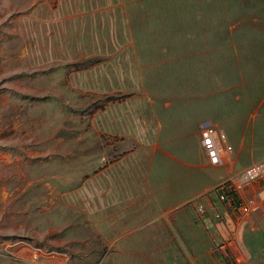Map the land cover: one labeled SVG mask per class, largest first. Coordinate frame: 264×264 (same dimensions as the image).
<instances>
[{
  "label": "rangeland",
  "instance_id": "obj_1",
  "mask_svg": "<svg viewBox=\"0 0 264 264\" xmlns=\"http://www.w3.org/2000/svg\"><path fill=\"white\" fill-rule=\"evenodd\" d=\"M201 120L222 170L190 169ZM254 164L264 0H0V264H264Z\"/></svg>",
  "mask_w": 264,
  "mask_h": 264
},
{
  "label": "built area",
  "instance_id": "obj_2",
  "mask_svg": "<svg viewBox=\"0 0 264 264\" xmlns=\"http://www.w3.org/2000/svg\"><path fill=\"white\" fill-rule=\"evenodd\" d=\"M200 141L202 149L208 162L211 165H223L225 156L228 153L227 135L222 129H218L207 122L200 124ZM264 171V167L254 164L243 172L242 182L256 180ZM232 188L230 182L224 181L220 183L218 188L219 200L222 202H230L233 205V198H230L227 192ZM233 189V188H232ZM244 211H248L245 206ZM220 215L217 214V217Z\"/></svg>",
  "mask_w": 264,
  "mask_h": 264
},
{
  "label": "crops",
  "instance_id": "obj_3",
  "mask_svg": "<svg viewBox=\"0 0 264 264\" xmlns=\"http://www.w3.org/2000/svg\"><path fill=\"white\" fill-rule=\"evenodd\" d=\"M204 122H207V121H204V120L199 121L198 122L199 126H200L201 123H204ZM207 123L208 124H211V121L210 122H207ZM211 125L214 126V127H216V128H218V129H220L217 125H214L213 123ZM193 135H195V139H196V142H197V145H196V147H197L196 153H198V159L199 160L204 159L205 162L204 163L197 164L195 161H193L192 156H188L187 159L191 160V167H190V169L196 168L197 166L216 168V169H220V170H222L221 168L224 169V167L226 166V164L215 166V165H211L208 162V160H207V158L205 156V153H204V151L202 149V146H201V141H200V128H197L193 132ZM231 159H232V156L230 155V157L228 158L229 164H231ZM235 169L236 168L234 167V165H232V167L230 165V167L225 168V171L228 174L229 171H231L233 173L235 171ZM218 174H220V173L218 172L216 175H218ZM225 176H226V173H225ZM199 177L200 176H197V175H195V174L192 173V174H190V176L188 175V177L185 180V183L192 190V192L190 194V197H189V198H191V200H192V198L194 199V197L197 196L198 194L202 193L204 190H207L208 188H210L211 187V183H212V179H214L212 177H210V178L208 177L204 181V180H201ZM236 195H237V200L236 199L233 200V205L230 202H227L226 205H225L226 206L225 208L227 209V211L229 212V214L231 216H234V214H236L238 212V203L239 202H240V204L243 203L242 201H240L241 198H240V196H238V192H236ZM185 201L186 200H183V202H185ZM261 201H262V199L259 200V199H255V198L252 199V201H251V207H252V205L254 206V204L256 205V207L252 211L253 212V216L259 218V220H246L249 223L246 222V221H243V224H252L251 222H254V221H256L257 224L260 223V222L261 223H264V213H262V210H264V208H263L262 205L264 203L262 204ZM261 213L263 215H261ZM237 227L239 229V227H241V226L238 224Z\"/></svg>",
  "mask_w": 264,
  "mask_h": 264
},
{
  "label": "trees",
  "instance_id": "obj_4",
  "mask_svg": "<svg viewBox=\"0 0 264 264\" xmlns=\"http://www.w3.org/2000/svg\"><path fill=\"white\" fill-rule=\"evenodd\" d=\"M227 194L229 195L230 198H233V199L237 200L236 192L232 188L227 192Z\"/></svg>",
  "mask_w": 264,
  "mask_h": 264
},
{
  "label": "clouds",
  "instance_id": "obj_5",
  "mask_svg": "<svg viewBox=\"0 0 264 264\" xmlns=\"http://www.w3.org/2000/svg\"><path fill=\"white\" fill-rule=\"evenodd\" d=\"M234 200V199H233Z\"/></svg>",
  "mask_w": 264,
  "mask_h": 264
}]
</instances>
